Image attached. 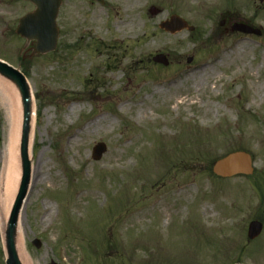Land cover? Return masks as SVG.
Returning <instances> with one entry per match:
<instances>
[{
  "label": "rangeland",
  "instance_id": "obj_1",
  "mask_svg": "<svg viewBox=\"0 0 264 264\" xmlns=\"http://www.w3.org/2000/svg\"><path fill=\"white\" fill-rule=\"evenodd\" d=\"M34 9L0 0V58L24 69L38 106L23 213L31 262L264 264V0H63L45 54L16 33ZM173 14L193 31L162 30ZM5 125L0 107V150ZM236 150L254 173L214 175ZM253 220L263 230L250 240ZM4 246L0 231V264Z\"/></svg>",
  "mask_w": 264,
  "mask_h": 264
},
{
  "label": "water",
  "instance_id": "obj_2",
  "mask_svg": "<svg viewBox=\"0 0 264 264\" xmlns=\"http://www.w3.org/2000/svg\"><path fill=\"white\" fill-rule=\"evenodd\" d=\"M35 4L36 8L33 12L27 13L19 20L16 33L33 41L36 53H47L55 50L58 37L59 27L57 17L62 0H27ZM103 3L104 0H98ZM152 14H157L159 10L151 8ZM160 27L175 33L184 28L193 30L188 22L179 15H172L169 19L163 21ZM236 31L245 33L260 34L261 31L252 28L249 25L239 23L232 28ZM190 58L189 61H191ZM154 61L168 64L167 57L164 54H158L154 57ZM0 74L10 80L19 91L23 103V129L21 140V162L22 177L18 193L13 203L6 229V264H22L16 250L15 236L19 214L26 198L30 178H31V162L28 155V135L30 129L31 114V91L28 80L19 68L14 67L6 61L0 60ZM107 151V145L99 142L93 148V158L100 160ZM213 172L223 178L233 177L239 174L250 175L254 172L252 157L248 152L236 151L226 155L215 161ZM263 229V224L259 220H254L249 224L248 237L254 239L258 237ZM34 244L39 247L41 242L35 240ZM242 264V263H236Z\"/></svg>",
  "mask_w": 264,
  "mask_h": 264
},
{
  "label": "bare ground",
  "instance_id": "obj_3",
  "mask_svg": "<svg viewBox=\"0 0 264 264\" xmlns=\"http://www.w3.org/2000/svg\"><path fill=\"white\" fill-rule=\"evenodd\" d=\"M181 100L178 103L189 104L190 100L187 96H181ZM0 107L3 110V114L6 119V125L4 126L6 132V139L3 142V147L0 150V162L2 163L1 175H0V231L4 242H6L5 230L7 226V220L10 213V209L13 205L14 198L18 189L19 181L21 180V140L23 129V103L21 96L10 80L0 75ZM74 110V106L70 107ZM37 110L35 94L31 92V114H30V129L28 135V155L33 159V144L36 138L37 127ZM144 111L139 112V117L144 114ZM106 119V118H105ZM88 124L86 125V128ZM80 132V130H79ZM39 170L32 169L31 190L38 182ZM28 193V194H29ZM30 195V194H29ZM28 204V196L24 201L23 208L18 218L16 227V250L22 264H33L31 257L27 253L25 245L26 241V229L24 222V214ZM51 203H46V208H51ZM51 210L46 212L44 218L48 219L51 215Z\"/></svg>",
  "mask_w": 264,
  "mask_h": 264
},
{
  "label": "trees",
  "instance_id": "obj_4",
  "mask_svg": "<svg viewBox=\"0 0 264 264\" xmlns=\"http://www.w3.org/2000/svg\"><path fill=\"white\" fill-rule=\"evenodd\" d=\"M24 70V69H23Z\"/></svg>",
  "mask_w": 264,
  "mask_h": 264
}]
</instances>
